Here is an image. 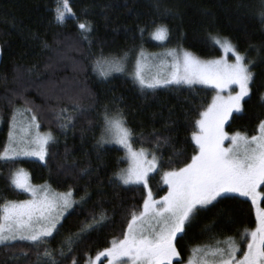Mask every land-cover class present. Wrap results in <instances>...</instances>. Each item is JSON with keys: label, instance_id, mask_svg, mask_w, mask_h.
I'll return each instance as SVG.
<instances>
[{"label": "trees", "instance_id": "16d2710c", "mask_svg": "<svg viewBox=\"0 0 264 264\" xmlns=\"http://www.w3.org/2000/svg\"><path fill=\"white\" fill-rule=\"evenodd\" d=\"M58 2L0 0V153L6 146L10 118L17 107H31L40 129L51 131L57 140L50 145L44 162L0 161V205L29 197L12 184L13 172L17 169L26 171L33 185H47L61 193L71 191L80 203L69 209L58 233L41 246V252L47 247L57 256L67 237H75L83 225L92 223L93 215L98 217L105 212L108 217L105 224L88 232L71 254L78 264H85L109 248L114 239L123 238L131 212L138 213L145 198L142 186L113 182L125 160L120 148H101L97 144L104 106L118 104L132 131L133 147L148 149L158 157L159 169L150 176L149 187L155 198H161L166 193L163 173L190 163L195 154L191 140L194 121L199 118L198 112L209 105L212 95L210 89L201 86L179 91L161 89L144 95L124 74H113L108 80L98 78L92 67L95 58L101 54L119 58L141 49L156 51L166 47L182 48L199 58L211 59L219 57L221 51L208 40V35L219 34L231 38L247 59L255 61L252 71L257 74L259 84L264 82V49L260 48L264 45V24L255 15L258 0H165L173 12L180 14L178 18H161L155 12V0H69L77 19L63 24L55 20ZM205 9L213 15L203 17L201 12ZM153 20L166 24L171 30L163 44L152 38ZM89 22L95 27L91 45L81 40L78 28L79 23ZM141 29H144L143 34ZM41 41H47L49 47L44 48ZM250 44L256 45V49L250 48ZM261 94L264 88L254 89L251 97L245 98L243 112L233 114L226 126L228 133L241 132L248 136L256 133L260 121L264 120ZM69 97L81 98L87 111L75 121V128L64 131L52 109L69 107ZM25 99L31 103L25 104ZM9 100H14V104H9ZM69 114L78 115L71 110ZM170 120L175 124L168 128L166 124ZM154 131L169 136L170 146L162 144L157 150ZM83 168L94 171L91 176L79 178L78 173ZM86 194L87 200L81 202ZM221 210L227 215H219ZM213 224L211 233L202 232L206 225ZM256 225L255 210L249 200L229 199L218 209L201 212L192 222L178 243V259L186 264L191 249L214 244L213 236L221 241L233 237L242 249L246 241L241 234L250 232ZM23 251L28 252V256L21 257L19 264H37L36 249L27 242H16L15 247L0 251V264H14L12 255L19 256ZM65 264H71V259Z\"/></svg>", "mask_w": 264, "mask_h": 264}, {"label": "snow or ice", "instance_id": "6c2138e0", "mask_svg": "<svg viewBox=\"0 0 264 264\" xmlns=\"http://www.w3.org/2000/svg\"><path fill=\"white\" fill-rule=\"evenodd\" d=\"M154 9L161 18H178L180 15L173 12L165 0H155ZM201 15L211 17L213 13L205 9ZM255 15L264 24V0H258ZM69 19H77L69 0H59L55 9L56 22L63 24ZM152 27L153 39H169L171 30L166 24H158L153 20ZM78 28L81 40L91 45L94 25L91 22L79 23ZM143 31L141 29V34ZM208 40L220 45L226 53H231L235 61H202L187 51L175 49L163 56H149L141 49L135 55L130 71L128 54L112 59L101 54L93 61V71L103 80H108L113 73L129 75L144 95L154 94L161 89H193L197 85L217 90L211 104L199 111V118L194 121L195 130L192 131L191 140L195 145V154L191 156V162L164 172L167 194L159 200L153 199L149 187L150 173L157 171L158 157L152 154L149 161L148 153L143 148L139 152L134 151L131 146L133 134L127 127L123 109L115 102L111 107L104 106V128L97 144L101 148L107 143L118 144L129 153L131 160L130 167L115 174L113 182L123 186L142 185L147 189V198L143 201L142 211L131 212L123 238L114 239L111 247L95 257L96 261L104 256L108 258V264H173L174 260L182 264L178 259V243L198 215L218 209L229 199L244 197L256 209L257 224L254 230L241 234L246 241V250L242 251L233 237L221 241L213 236L214 244L198 245L191 249L187 264H264V207H261L264 203V120L259 123V135L249 137L240 132L229 135L225 130L233 113L243 112L245 98L251 97L254 89L258 91L264 88V82L257 83V74L252 71L255 61L247 59L231 38L209 33ZM41 44L44 48L49 47L47 41H41ZM249 47L256 49V45L250 44ZM260 48L264 49V45ZM233 86L239 90L236 91ZM225 91L227 95H221ZM69 99V107L52 109L55 120L64 131L75 128V121L87 111L81 98ZM260 101L264 106V94L260 95ZM8 103L14 104V100ZM30 103L25 99V104ZM70 110L78 115H70ZM28 113L31 115L27 116ZM174 124L170 120L166 127L171 128ZM39 129L37 115L31 107L15 108L10 118L8 146L0 153V161L15 162L22 155L44 160L49 155L50 145L57 143V140L51 132L41 135ZM152 136L157 150L162 144L170 146L169 136L158 135L155 131ZM226 141L229 142L228 146H225ZM93 171L83 168L78 176H91ZM12 184L30 193L31 199L0 205V251L15 247L16 242H27L36 249L37 264H65L69 258L71 264H78L71 254L88 232L105 224L108 220L106 213L102 211L98 217L93 215L92 223L83 225L75 237H67L58 250V256L47 247L41 252V246L46 245L48 238L62 227L61 220L65 213L80 202L72 199L71 191L51 193L46 187L34 188L27 182L26 176L20 173L13 177ZM87 198L86 194L81 202ZM218 214L227 215L223 210ZM214 226L206 225L202 232L211 233ZM238 253H241L239 257ZM27 256L28 252L23 251L19 256L13 254L11 259L14 264H19L20 258ZM88 264H94V261L89 259Z\"/></svg>", "mask_w": 264, "mask_h": 264}, {"label": "rangeland", "instance_id": "374dc122", "mask_svg": "<svg viewBox=\"0 0 264 264\" xmlns=\"http://www.w3.org/2000/svg\"><path fill=\"white\" fill-rule=\"evenodd\" d=\"M155 42H158V43H160V44H163L165 41H158V40H155V39H153ZM218 47H219V49H220V51H221V54H220V56L219 57H215V58H211V59H202V58H199V57H197V56H195L194 54H192L193 56H195L196 58H198L199 60H202V61H205V60H219V59H226L229 63H233L234 61H235V57L231 54V53H226L225 52V50L220 46V45H217ZM170 50H174V49H170V48H166V47H162V48H159L158 50H156V51H148V50H143L144 51V53L146 54V55H149V56H163V54H165L166 52H168V51H170ZM175 50H178V51H186L185 49H182V48H179V49H175ZM139 51L140 50H137L135 53H132V54H128V59H129V63H128V69H129V71L131 70V67H132V65L134 64V57H135V55H138V53H139ZM187 52H189V51H187ZM190 53V52H189ZM125 55H123L122 57H124ZM109 59H112V58H109ZM170 59V58H169ZM94 72V71H93ZM94 74L98 77V78H100V79H102L101 77H99L95 72H94ZM113 74H121V73H113ZM112 74V75H113ZM124 75H126V74H124ZM126 76H128V77H130L129 75H126ZM197 86H201V87H205V88H208V89H210L211 90V92H212V95H211V101H210V103L209 104H211V102H212V99H213V97L216 95V89H214V88H212V87H210V86H204V85H197ZM233 88L236 90V91H238L239 89L236 87V86H233ZM221 95H223V96H226L227 95V91H225V92H223V93H221ZM17 108H20V107H17ZM233 114H235V113H233ZM27 116H30L31 114H26ZM230 121V120H229ZM228 121V122H229ZM228 124V123H227ZM227 124L225 125V130H226V126H227ZM10 127V126H9ZM103 128H104V124L102 123V129H101V132H100V135H99V139L101 138V136H102V133H103ZM39 131H40V134L41 135H43V134H46V133H48V132H51V131H49V130H45V131H43V130H41V129H39ZM52 133V132H51ZM234 133H236V132H234ZM234 133H229V135H232V134H234ZM241 133V132H240ZM242 135H246V134H243V133H241ZM52 135L53 136H55L53 133H52ZM254 135H259V126H258V128H257V131H256V133L254 134ZM248 136V135H247ZM253 136V135H252ZM249 137H251V136H249ZM98 139V140H99ZM194 143V142H193ZM228 144H229V142L228 141H226L225 142V146H228ZM8 146V136H7V141H6V146H5V148ZM103 146H115V147H118V148H120L122 151H123V157H124V160H125V165L123 166V168H121L120 170H119V172L121 171V170H125V169H127V168H129L130 167V165H131V160H130V158H129V153L122 147V146H120V145H118V144H115V143H107V144H104ZM131 146H132V149L134 150V151H137V152H139L140 150H141V148H135V147H133V145H132V141H131ZM4 148V149H5ZM144 149V148H143ZM147 153H148V155H147V159L150 161L151 160V158H152V152H150L148 149H144ZM46 158V157H45ZM18 159H33V160H37V161H40V162H44L45 161V159L44 160H40L38 157H35V156H20ZM158 169H159V162H158V165H157V171H158ZM156 171V172H157ZM118 172V173H119ZM17 173H20V175H22V176H26V178H27V182L30 184V185H32V187H34V188H37V189H40V188H44V187H46L47 188V190L49 191V192H51V193H61V192H56V191H52L47 185L46 186H36V185H33L31 182H30V178H29V175H28V173L26 172V171H24V170H22V169H17L16 171H14L13 172V177L17 174ZM155 172H153V173H150V176L152 175V174H154ZM164 174V173H163ZM13 177H12V179H13ZM162 180H163V176H162ZM163 184L166 186V193H165V195L167 194V188H168V186L164 183V181H163ZM14 186V185H13ZM139 186H142V185H139ZM15 187V186H14ZM143 187V186H142ZM16 188V187H15ZM17 189V188H16ZM19 191H21V192H23L21 189H18ZM24 193H26V192H24ZM29 197L26 199V200H28V199H31V194L30 193H26ZM163 197V196H162ZM147 198V189H145V198L144 199H146ZM240 198H243V199H246V198H244V197H240ZM72 199L73 200H75L74 198H73V195H72ZM153 199H155V200H159L160 198H155L154 196H153ZM76 201V200H75ZM251 202V201H250ZM253 208H254V210H255V215H256V209H255V207L253 206ZM143 210V205H142V207H141V210L140 211H142ZM66 214V213H65ZM62 221V220H61ZM257 226V225H256ZM256 228V227H255ZM254 228V229H255ZM253 229V230H254ZM110 247H111V245H110ZM105 251V250H104ZM103 252V251H102ZM99 254V253H98ZM97 254V255H98ZM97 255H95L93 258H90L92 261H94V264H108V258L107 257H104V256H101L100 257V259H99V261H96L95 260V257L97 256ZM174 261H176V260H174ZM173 261V262H174ZM88 262H89V260H87L86 262H85V264H88ZM187 264V263H186Z\"/></svg>", "mask_w": 264, "mask_h": 264}, {"label": "flooded vegetation", "instance_id": "af4514ba", "mask_svg": "<svg viewBox=\"0 0 264 264\" xmlns=\"http://www.w3.org/2000/svg\"><path fill=\"white\" fill-rule=\"evenodd\" d=\"M242 251L243 250H246V242H245V244H244V247L241 249ZM241 255V253H238V257Z\"/></svg>", "mask_w": 264, "mask_h": 264}, {"label": "water", "instance_id": "95a60500", "mask_svg": "<svg viewBox=\"0 0 264 264\" xmlns=\"http://www.w3.org/2000/svg\"><path fill=\"white\" fill-rule=\"evenodd\" d=\"M1 56H2V52H1V47H0V61H1Z\"/></svg>", "mask_w": 264, "mask_h": 264}]
</instances>
